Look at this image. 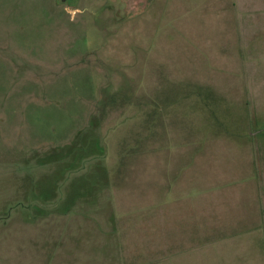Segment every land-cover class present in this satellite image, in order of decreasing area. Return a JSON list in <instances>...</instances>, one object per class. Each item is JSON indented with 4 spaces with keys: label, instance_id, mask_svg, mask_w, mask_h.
<instances>
[{
    "label": "rangeland",
    "instance_id": "1",
    "mask_svg": "<svg viewBox=\"0 0 264 264\" xmlns=\"http://www.w3.org/2000/svg\"><path fill=\"white\" fill-rule=\"evenodd\" d=\"M0 264H264V0H0Z\"/></svg>",
    "mask_w": 264,
    "mask_h": 264
}]
</instances>
